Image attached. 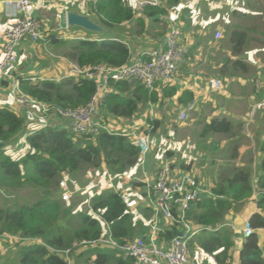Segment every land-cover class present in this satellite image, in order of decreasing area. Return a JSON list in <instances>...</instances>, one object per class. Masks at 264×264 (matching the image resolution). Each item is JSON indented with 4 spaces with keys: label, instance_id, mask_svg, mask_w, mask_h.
<instances>
[{
    "label": "trees",
    "instance_id": "1",
    "mask_svg": "<svg viewBox=\"0 0 264 264\" xmlns=\"http://www.w3.org/2000/svg\"><path fill=\"white\" fill-rule=\"evenodd\" d=\"M176 1L167 0L169 5ZM88 7L95 21L107 29L117 28L134 18L136 23L143 24L142 16L166 13L163 6H146L142 16L135 17L128 0L88 1ZM238 26L226 30V45L230 54L236 57H228L224 63L229 76L239 71H249L241 55L249 39L248 32L256 30V27ZM260 32L264 37V29ZM49 36L52 42L64 44L65 56L80 67L97 64L118 66L130 61L128 43L121 36L102 35L73 40L59 39L55 34ZM108 84L111 89L105 93L95 113L98 114L99 110V123L108 116L131 118L141 104L158 102L176 93V89L167 83H155L152 89L135 79L110 80ZM156 85H163L161 94L155 89ZM20 87L45 103L75 107L89 101L95 91V81L82 75L63 76L59 79H41L35 83L21 80ZM177 98L186 104L193 101V94L183 89ZM24 123V118L10 107L0 106V141L10 143ZM157 125L158 120L149 121L150 128L145 132H154ZM232 128L230 120L225 117L213 118L204 125L205 131L210 133H231ZM26 142L29 149L18 158L7 153L4 147L0 149V239L6 243L5 254L9 247L14 246L10 251L13 254L3 264H69V261L73 264L72 253L82 248L90 264H134L135 260L118 248L97 241L109 236L118 244H123L136 236L138 226L143 228L141 222L133 220V212L127 208L119 191L112 188L95 191L85 201L83 210H75L66 201L69 199H60L58 195L59 182L65 179L68 183L85 167L97 169L105 165L111 175L125 174L140 161L139 148L120 131L96 128L75 136L68 128L56 125L27 133ZM259 150L263 156L256 184L251 183L249 169L236 167L231 176L212 188L214 196L197 200L187 211V218L195 223L212 225L220 222L225 213L235 209L236 204L255 193L259 211L249 217L254 231L244 237L239 264H264V246H259L255 231L264 227V141ZM169 154L166 151V156ZM144 185L141 181L133 182V187ZM23 188L26 195L31 198L35 196L32 201H9L4 197L13 196ZM176 233L178 231L172 228L161 231L160 236L170 239ZM228 238L226 231L221 235L217 231L202 242V247L213 254L218 247H222L223 242L224 248L219 255H215L217 258L221 256L219 263H223L229 258L226 255L231 244ZM82 241L85 242L74 246ZM67 249L69 252L65 253Z\"/></svg>",
    "mask_w": 264,
    "mask_h": 264
},
{
    "label": "crops",
    "instance_id": "2",
    "mask_svg": "<svg viewBox=\"0 0 264 264\" xmlns=\"http://www.w3.org/2000/svg\"><path fill=\"white\" fill-rule=\"evenodd\" d=\"M130 1L132 0H128V2ZM163 7L166 9V13L153 16H142V10L135 9V17L142 16L143 24L136 23V20L134 18L129 22H123L117 28L107 29L103 26L106 31L104 34L93 33L94 36H90L88 30H85L81 27H75L78 28V30L72 29L73 27H68L63 30L55 28L56 14L58 13L62 16V18L60 19V24L65 26L66 12L71 8L76 9L82 14L88 15L92 20L95 21L93 14H91L89 10L88 0H31L29 13L38 18L40 23L41 37L36 41H31L29 39H23L22 41H20L17 47L18 59L15 67L11 71H8L3 77H0V106L10 107L14 112L21 115L25 120L23 128L15 136V138L10 143L5 144V151L16 158L25 154L29 149L26 142L27 133H29L32 127L35 128L40 126V123L38 122L39 120L37 118H33V115L30 112L32 111V108L29 109L28 107L21 106L15 101L13 88L15 87L16 82L19 83L20 86L21 80L35 83L37 80L41 79H59L71 73V70L73 68L74 62H72L65 56V50L58 55L53 51L52 48H58L61 46L59 43L52 42L49 35L55 34L56 38H62L66 40H73L75 38H98L102 35L121 36L128 43L131 54L130 60H132L149 49L161 47L164 43L166 33L172 27H179L181 29L183 39L189 45L188 57L186 58L185 62L179 66L178 71L173 79L170 82H167L168 86L176 89L175 95L171 97H163L158 102H151L149 104L151 108L149 110V113L151 114V116H155L154 119L158 120L160 124L159 119L163 115V113L160 111L158 112L157 110V113H154L153 108L155 109V107L160 106L165 102L169 106L175 104L184 107L185 105H187L188 103H181L177 98L183 89H188L192 92V102H194L195 107L199 103L201 105H208V103L215 102L214 94L222 95L223 97H221V99H224V101L222 104H219V106L215 110L213 118L225 117L230 120L232 126H235L234 120H242L245 117H249L251 136L254 135L257 140L263 142L264 122L259 121V119L261 115L264 114V111L261 110L259 113L253 115V117L252 114L259 104L258 99L262 95V91L264 89V85L262 86L261 84V81L264 82V73L262 75L259 74L264 64H260V62L257 63L253 61V59L251 60L247 58L248 55L244 50L241 56L242 60L246 64H248L249 71H239L235 75L229 76L225 72L227 67H225L224 63L226 62L227 57L233 59L236 57H233L229 51H226L224 47L216 45L219 39H215L213 37L211 44H209L207 47L199 44L194 35H189L186 33L188 23H184L180 19V21L169 19L168 16L171 11L169 8L170 5L168 4L167 0L163 4ZM251 8L252 7L243 8V11L241 13L244 14L243 18L245 16L249 18V21L247 22L252 23L249 25H244L242 22H240L235 24V26L240 25L238 26L240 28L244 26H251L256 27V30H259L257 21L260 20V17H258V15H261L263 13ZM2 11L3 0H0V45L1 31H3L4 28L9 24V21H7L6 18L2 15ZM162 20L165 21V28L159 26ZM216 29L220 30L218 29V25H216ZM57 33L59 35H57ZM212 77L221 80V90L213 91L210 89L209 80ZM258 83L259 86H257ZM162 86L163 85H156L155 87V89L159 91V94L162 93ZM226 87H230V89H226ZM262 108H264V106H262ZM146 112H148V110ZM110 118H112L111 122L114 121L113 118L119 120L118 122L114 123V127L105 126L110 131H113V128H120L118 129L119 131H124L126 133H147L145 132V129L147 125H149V123L147 124L146 118L143 115H141V118L136 120H132L134 116L131 118L110 116ZM210 118L206 121V123L210 122V120L213 119ZM100 119V114H96L93 117V122H98L97 120L100 121ZM44 123L47 126L56 125L63 128H67L68 126L65 120L59 118L54 114H52V116H48ZM147 134L149 135V132ZM151 148L152 146L150 139V146L148 151L143 156L142 164H139L138 162L133 168H131L130 170L128 169L125 174H120L122 178L126 179V181L129 179L133 182L141 181L145 183L144 186H141L139 188L141 189L140 197L142 199L136 198L137 205L135 213L133 214V220L141 222L143 226V228L141 227V229H138L137 234H139H136V237L150 235L148 224L149 221L154 218L153 209L146 199V190L148 184L150 185L157 176L159 162L157 158L155 159L153 156H149ZM240 150V147L236 148L235 152H239ZM260 153H258L260 157L256 170L254 168V184H256L258 175L261 172L259 170V164L263 154L261 153L260 155ZM147 162L150 164V167L146 166ZM188 163L189 164L187 166L181 167L174 166L172 162H169L172 168L173 175H179L181 173L189 171L197 177V179L202 184L203 189H205V191L201 194L200 199H204L206 197H210V195H213L212 188L215 186V184L212 183L213 181L209 180V176L207 177L203 175V171L201 172L195 167L196 163ZM135 168L138 171L134 170ZM133 170L135 172L134 175H132L133 177H129V174L133 173ZM113 179L115 178H112V180ZM109 183H112L114 185L112 181H109L107 183V186L109 185ZM251 183L252 185H254L252 180ZM127 185H129L130 189L128 191L120 192L122 195H124L125 193L131 194L133 190L138 187H133V183H127ZM123 186L124 185H122V187ZM71 191L73 192L72 194L75 193V190ZM143 192L145 194H143ZM130 194H128L127 196H129ZM88 197L89 195L86 197L85 201L88 200ZM132 198L134 197H128L127 199H124L129 200ZM238 205L242 206L237 208L235 205V209L233 208L229 212L225 213L220 222L214 223L212 225H201L195 223L190 219L196 227L204 228L202 230H198L193 235L190 241L189 254L191 258L203 264H239V251L242 246L244 237H246L243 236V225L245 221L249 220V217L254 212H258L259 209L256 206L255 193ZM192 206L193 204L190 206V208ZM159 220V224L161 226H168V222L162 217H159ZM217 231L220 235L226 231L229 237L228 239L231 243L229 249L227 250L228 252L226 253L229 258L227 260L225 259L226 261L224 260L223 263H219V260L222 258L221 256H219L218 258L215 256L219 255L221 249L224 248L223 242L222 247H218L213 254L206 251L202 247V242L212 233H215ZM255 231H257L258 235V244L260 247H263L264 227L258 228ZM165 241H167V239L161 237L160 233L158 234V236H156V239L153 240V242L157 245H162L165 243Z\"/></svg>",
    "mask_w": 264,
    "mask_h": 264
},
{
    "label": "built area",
    "instance_id": "3",
    "mask_svg": "<svg viewBox=\"0 0 264 264\" xmlns=\"http://www.w3.org/2000/svg\"><path fill=\"white\" fill-rule=\"evenodd\" d=\"M88 1L95 2L97 0ZM165 1L132 0L130 3L135 11V9L143 10L146 6H163ZM30 4L31 0H3L2 15L9 21V24L1 31L0 77H3L15 67L18 59L17 47L20 41L23 39L36 41L41 37L39 20L28 11ZM55 18V28L59 30L68 28L66 20L65 26L60 24L62 18L60 14L57 13ZM221 36V30H216L214 38L219 39ZM188 52L189 45L183 39L181 29L172 27L166 33L161 47L149 49L127 63L118 66L97 64L87 67H80L74 63L71 73L66 76L82 75L95 81V91L85 105L71 107L45 103L25 93L17 82L13 88L14 98L19 105L29 109L32 108L30 112L33 118L39 120L40 126L32 127L29 133L46 127L47 125L44 122L52 114L65 120L68 124L67 128L75 136L96 128L107 129L100 124L93 126V117L98 105L102 103L105 93L110 89L108 84L110 80L135 79L152 89L155 83H167L173 79L179 66L188 57ZM209 86L211 90L219 91L222 89L221 80L212 77L209 80ZM257 86H259V83ZM194 108V102L188 103L181 109L179 118L185 119ZM121 133L128 136L131 142L139 148V164H142L143 156L150 146L149 135L147 133H126L124 131ZM134 170L131 173L133 175ZM59 185L63 190V199H68L72 191L68 188L65 179H62ZM109 185L111 186L112 183H109ZM204 191L202 184L193 173L188 171L173 175L169 162L161 159L157 176L150 185L148 184L146 190V199L154 214V218L148 224L150 235L135 237L123 244H118L109 236H103L97 241L118 248L124 255L132 257L135 260L134 264H203L190 257L189 244L193 235L204 228L196 227L187 218V211L193 203L200 199ZM93 194H89L88 200ZM125 204L134 214L137 205L136 199L125 200ZM159 217L168 222L167 227L159 224ZM105 228L107 231L106 225ZM172 228H175L178 233L165 241L164 244L157 245L153 242L159 232ZM253 231L254 228L250 225L249 220H246L243 225V236H249ZM83 242L85 241L75 243L74 246ZM94 242L95 240L92 241V243ZM68 252L69 249L65 250V253ZM69 264L72 263L69 261ZM91 264L94 263L91 262Z\"/></svg>",
    "mask_w": 264,
    "mask_h": 264
},
{
    "label": "rangeland",
    "instance_id": "4",
    "mask_svg": "<svg viewBox=\"0 0 264 264\" xmlns=\"http://www.w3.org/2000/svg\"><path fill=\"white\" fill-rule=\"evenodd\" d=\"M30 6L28 11H30ZM248 6L261 11L263 14L258 15V17H260V20L257 19L259 30H250V32H248L249 39L244 50L248 55L247 58L253 59V61L257 63L260 62V64H264V41H261L264 40V37L260 32V30L264 29V0H177L174 4L170 5L169 8L171 12L168 17L169 19H180L184 23H188L186 33L194 35L198 43L205 47L211 44L214 33L217 30L216 25H218V29L221 30L222 36L217 41L216 45L224 47L228 52L229 49L226 45V30L235 27V24L240 22L244 25L252 23L247 22L249 18L247 16L243 18L241 13L243 11L242 9L249 8ZM161 22L159 26L165 28V21L162 20ZM75 27L72 29L78 30V28ZM88 32L90 36H94V32ZM57 35L59 34L57 33ZM65 44H67V41ZM60 46L61 47L58 48H52L57 55L66 49L64 44L61 43ZM263 73L264 66L259 74L262 75ZM261 84L263 86L264 82L261 81ZM226 89H230V87H226ZM263 96L264 89L262 95L258 99L259 104L255 108L256 112H253L252 117L261 110L264 111V108H262V106H264ZM221 97L223 96L214 94L215 102L208 103V105L197 104L194 110L191 111L185 119L179 118V113L183 108L180 105L174 104L169 106L165 102L155 107V109L153 108L154 113L160 111L163 115L160 117V124L158 122L154 132H149L152 146L149 156H153L155 159L157 158L158 162L162 159L166 162H172L174 166L181 167L187 166L189 164L188 162H194L196 163L195 167L199 171H203V175L209 176V180L213 181L212 183L215 185L223 182L225 177L231 176L236 167H245L249 169L251 180L254 184V168L256 170L260 157L258 154L260 153L259 148L263 142L257 140L254 135L251 136L249 117H245L242 120H234L235 126L233 127L235 128H232L231 133H210L206 132L204 129L206 121L209 120L210 117H214L215 110L219 104L223 103L224 99H221ZM150 103L151 102L141 104L132 120L141 118V115L145 116L147 124L149 121L155 120V116H151L149 113L151 109ZM147 110L148 112H146ZM113 119L114 121L111 122L112 118H110V116L105 117L102 123H99L97 120L98 122H94L93 126L100 124L102 126L114 127V123L119 120L116 118ZM259 121L264 122V114L261 115ZM147 128L148 125L146 129ZM118 129L120 128H113V131H119ZM239 147L241 149L239 151L240 153L237 151L235 152V149ZM166 151L170 153L167 156ZM146 166L150 167V164L147 162ZM109 173L105 165L97 169L85 167L83 171L72 176L70 179L71 181L68 180V183L66 182L71 190L77 189L76 192L68 198L69 200L66 201H69L68 203L72 204L75 210H83L85 209V199L90 193L105 188H112L119 192L128 191L130 189L127 183H133L132 180L128 179L126 181L121 175L117 176ZM112 178L115 179L112 180ZM109 181L114 183L112 187L107 186ZM122 185L124 186L122 187ZM59 189L62 193L59 190L58 197L61 199L63 198V190L61 187ZM140 192L141 189L137 187L131 194L125 193L123 197L125 199L128 197L142 199L140 197ZM26 194L27 192L23 188L16 191L13 196L8 195V197H4L9 201L14 199L18 201L21 200L22 202L28 199L32 201L35 198V196L31 198L30 195ZM128 194L130 195L127 196ZM240 206L242 205L236 204L237 208ZM137 228L141 229L139 226ZM138 229H136L135 232H138ZM135 237L136 236L133 238ZM5 247L6 243L0 239V264H3L4 261L13 254H11L10 251L13 250L14 246L9 247V251L6 254L4 253L6 251ZM86 257L87 254L84 252V248L74 251L72 253L73 264H90Z\"/></svg>",
    "mask_w": 264,
    "mask_h": 264
},
{
    "label": "water",
    "instance_id": "5",
    "mask_svg": "<svg viewBox=\"0 0 264 264\" xmlns=\"http://www.w3.org/2000/svg\"><path fill=\"white\" fill-rule=\"evenodd\" d=\"M66 23L68 27H81L85 30L104 34L106 31L102 25L92 20L88 15L78 12L76 9H69L66 12ZM5 146V143L0 141V149Z\"/></svg>",
    "mask_w": 264,
    "mask_h": 264
},
{
    "label": "clouds",
    "instance_id": "6",
    "mask_svg": "<svg viewBox=\"0 0 264 264\" xmlns=\"http://www.w3.org/2000/svg\"><path fill=\"white\" fill-rule=\"evenodd\" d=\"M194 204V203H193ZM167 230V229H166ZM164 231V230H163ZM160 233V232H159ZM167 240H169V239H167Z\"/></svg>",
    "mask_w": 264,
    "mask_h": 264
}]
</instances>
